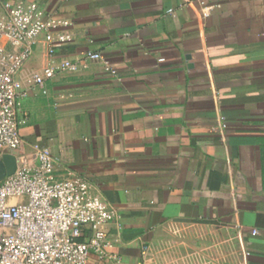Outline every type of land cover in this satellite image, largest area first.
Listing matches in <instances>:
<instances>
[{
	"label": "crops",
	"instance_id": "1",
	"mask_svg": "<svg viewBox=\"0 0 264 264\" xmlns=\"http://www.w3.org/2000/svg\"><path fill=\"white\" fill-rule=\"evenodd\" d=\"M19 1L70 22L58 60L102 54L43 93L41 37L6 150L49 148L107 201L115 258L95 263L264 264V0H0V20Z\"/></svg>",
	"mask_w": 264,
	"mask_h": 264
},
{
	"label": "built area",
	"instance_id": "2",
	"mask_svg": "<svg viewBox=\"0 0 264 264\" xmlns=\"http://www.w3.org/2000/svg\"><path fill=\"white\" fill-rule=\"evenodd\" d=\"M0 20V157L21 143L23 86L18 71L41 37L49 63L32 82L47 93L46 80L60 72L76 73L102 58L99 51L83 57L57 59L58 48L74 40L68 20H54L37 2L6 3ZM160 58L159 61H164ZM104 69L117 76L109 62ZM36 163L19 164L0 181V264H96L115 258L117 239L109 231L116 214L88 180L67 169L58 158L38 147Z\"/></svg>",
	"mask_w": 264,
	"mask_h": 264
},
{
	"label": "water",
	"instance_id": "3",
	"mask_svg": "<svg viewBox=\"0 0 264 264\" xmlns=\"http://www.w3.org/2000/svg\"><path fill=\"white\" fill-rule=\"evenodd\" d=\"M19 166L18 158L15 154L6 152L0 157V181L7 175H12L16 172Z\"/></svg>",
	"mask_w": 264,
	"mask_h": 264
}]
</instances>
